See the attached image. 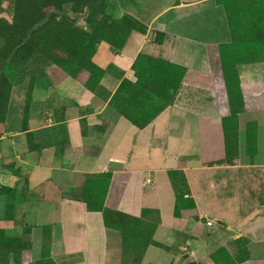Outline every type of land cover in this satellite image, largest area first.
Returning a JSON list of instances; mask_svg holds the SVG:
<instances>
[{
	"label": "crops",
	"instance_id": "obj_1",
	"mask_svg": "<svg viewBox=\"0 0 264 264\" xmlns=\"http://www.w3.org/2000/svg\"><path fill=\"white\" fill-rule=\"evenodd\" d=\"M107 1L108 15L118 20L129 14L144 31L134 30L120 51L106 42L98 45L92 61L105 74L94 90L73 77L55 83L27 75L19 80L28 82L25 110L16 115L14 83L0 123V232L8 239L30 240V258L22 264L41 260L46 242V257L55 264H113L121 250L117 232L106 227L103 212L84 210L76 192L81 194L90 176L129 173L110 207L135 218L145 209L158 212L161 222L154 239L163 242L168 256L157 264H217L214 254L220 249L235 258L222 243L205 260V240L189 237L203 217L220 223L218 235L249 240L250 259L240 264H264V254L252 253L264 252V110L238 115L241 137L249 123L258 125L254 160L240 146L233 163L213 165L226 159L223 117L215 91L191 79L218 74L212 47L235 40L224 5L218 0H171L155 12L157 0L127 10L121 2ZM115 10L121 13L113 15ZM253 41L259 50L254 56L262 59L237 65L243 85L264 84V41L262 46L261 39ZM140 56L188 71L172 103L154 95L144 101L150 89L140 85L135 70ZM5 72L13 82L19 75L15 69ZM127 110L149 123L139 128L122 115ZM139 111L144 113L139 116ZM257 112L263 116H255ZM171 170L185 174L188 197L196 205L180 218L174 216ZM8 205L13 206L12 219L6 218Z\"/></svg>",
	"mask_w": 264,
	"mask_h": 264
},
{
	"label": "trees",
	"instance_id": "obj_2",
	"mask_svg": "<svg viewBox=\"0 0 264 264\" xmlns=\"http://www.w3.org/2000/svg\"><path fill=\"white\" fill-rule=\"evenodd\" d=\"M218 2L223 4L227 11L235 40L230 45L212 47L211 60L214 72L218 74L205 78L194 75L191 78L193 82L205 84L215 91L218 109L223 117L226 159L213 165L231 164L238 157L239 146L236 143V136L239 133L238 115L264 110V84L243 85L236 72L237 65L262 59L254 56L259 50L253 39H261L262 46L264 0H218ZM65 5H71V11L75 14L87 13L89 31L74 28V23L68 16L55 14L54 11L61 10ZM0 13H5L9 17L8 19L0 15V123L6 119L14 87V82L5 72L8 64L17 65L15 71L19 75H22L23 68L28 69L27 75L32 79H49L58 83L67 77H73L88 89L94 90L105 74V71L92 61L98 45L106 42L120 51L134 30L144 31V25L130 16L125 15L117 20L108 15L106 0H13L6 8L3 2H0ZM29 61L31 65L28 64ZM135 70L140 85L150 89L146 92L148 97L144 101H150L154 95L165 104L174 101L188 72L182 67L147 56L138 58ZM146 77L151 85L147 84ZM164 106L159 107L149 120L153 119ZM143 113L144 111H139V116ZM122 115L139 128H144L149 123L146 121L142 123L128 110L122 111ZM257 131L256 123L247 125L246 149L251 160L257 155ZM252 135L254 142H250ZM168 176L176 197L174 216L180 218L182 211L196 208L195 201L188 197L190 189L182 171L171 170ZM129 177V173L90 176L80 194L86 210L103 212L108 229H115L109 222L111 214L123 215L142 222L141 219L129 217L110 207L114 198L124 190ZM108 195L111 196L109 201L106 200ZM149 211L151 210H143L140 218ZM12 212L13 206L8 205L7 219L13 218ZM160 222L159 217L155 230ZM248 245L247 238H240L236 240L238 252L234 259L228 255L226 249H220L214 254V260L217 264L243 263L250 259ZM24 250H28L27 253ZM30 252L31 243L27 245L21 239H8L0 232V264H10V255H13V264H22L30 258ZM44 253V257L36 264H55Z\"/></svg>",
	"mask_w": 264,
	"mask_h": 264
},
{
	"label": "rangeland",
	"instance_id": "obj_3",
	"mask_svg": "<svg viewBox=\"0 0 264 264\" xmlns=\"http://www.w3.org/2000/svg\"><path fill=\"white\" fill-rule=\"evenodd\" d=\"M13 0H0V2H3V6L6 8L8 7L9 3H11ZM147 0H110L111 4H119L121 2V7L123 9H128L136 7L139 9L140 6L147 5ZM169 1L171 0H157V5H155L152 10L156 12V10H162V7L165 6ZM107 2V8H108V1ZM154 5V4H153ZM55 14H58L59 16H68L74 23V28L83 30V31H89V28L87 26V13L85 14H75L71 11V5H65L62 7L61 10L54 11ZM121 12L118 10H115L113 15L118 16ZM108 14V13H107ZM2 17H6L9 19L7 14L0 13ZM127 16L132 17L129 14H125ZM124 15V16H125ZM113 17V16H111ZM133 18V17H132ZM29 65H31V62H28ZM21 66V65H20ZM17 65L14 64H8L5 68L9 71L12 69H15ZM22 67V66H21ZM27 68L28 65H27ZM24 69V68H23ZM22 69V75H16L14 77V83H18L15 90V100L13 104V110H15L16 115H20L24 113L25 110V96L28 92V82L27 81H20L19 80L27 75L28 69ZM255 116H263V112H257L254 114ZM246 117H243L242 124L245 123ZM254 133V131H253ZM252 133V134H253ZM245 137V138H244ZM242 136L240 133H238L237 138V146H243L244 149L247 147V136ZM257 137H258V131H257ZM258 140V139H257ZM250 142H254V135H252V138ZM252 145V144H251ZM258 148V144H257ZM258 151V149H257ZM249 157V156H247ZM250 159V158H249ZM230 161V160H229ZM77 195H80V192H76ZM188 200V199H186ZM84 210L85 207H83ZM112 216H109V222L112 224L115 229H111L115 232H117V235L119 236V240L121 243V250L118 254L116 260H114L113 264H157L156 261H159L161 259L167 260L168 253L166 251V247H164L163 242H159L158 240L154 239V231L156 224L159 219V215L157 211L151 210L145 214L143 218L139 221H136L135 219H130L123 215H116L111 214ZM130 217V216H129ZM166 219V225L170 227L171 224V216H167ZM198 229H196L189 237L191 239H199L202 238L206 242V261H209L210 254L213 253L216 249H218L220 246H222V243H227V248L229 249L232 256H236L238 249L236 246V241H232L228 236L224 235H218L220 232L218 227L220 226V223L218 225V222L215 220L214 225L212 227H209L206 225L208 218L203 217L202 219H199ZM193 223V221H192ZM45 236H47V230L45 231ZM21 240H23V243H27L29 245L30 240H28L27 237H23ZM159 240H161V236H159ZM250 244V243H249ZM249 246V245H248ZM45 253L47 255L48 253V242L44 244ZM28 250H24L25 253H27ZM250 252V251H249ZM151 253V254H150ZM254 256H262L264 252L261 251H252ZM149 254V257L147 255ZM251 256V253H250Z\"/></svg>",
	"mask_w": 264,
	"mask_h": 264
},
{
	"label": "built area",
	"instance_id": "obj_4",
	"mask_svg": "<svg viewBox=\"0 0 264 264\" xmlns=\"http://www.w3.org/2000/svg\"><path fill=\"white\" fill-rule=\"evenodd\" d=\"M148 183L153 184V181L150 179ZM206 225L212 227L214 225V222L212 220H208Z\"/></svg>",
	"mask_w": 264,
	"mask_h": 264
}]
</instances>
